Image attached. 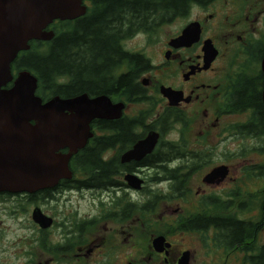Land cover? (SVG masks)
Returning <instances> with one entry per match:
<instances>
[{
	"label": "flooded vegetation",
	"instance_id": "obj_1",
	"mask_svg": "<svg viewBox=\"0 0 264 264\" xmlns=\"http://www.w3.org/2000/svg\"><path fill=\"white\" fill-rule=\"evenodd\" d=\"M130 1L126 0V9L130 8ZM180 2L175 10L155 11V15L148 17L142 11H135L137 15L132 18V11H123V23L113 19L106 25L108 36L95 42L93 36L82 30L85 21L101 12L91 11L100 0H83L85 14L61 21V35L77 31L72 46L77 61L96 65V92L81 94L91 98L106 95L112 103H123L124 108L117 119H95L91 123L93 135L86 147L92 144L99 150L102 161L112 164L107 180L99 181L97 173H93L90 177L93 183L83 184L89 173L74 166L79 151L69 161L71 177L61 179L53 188L35 193H0V201L17 197L9 216L25 232L16 245L27 248L21 251V256L27 258L26 264H34L35 245L48 258L37 264H179L187 250L191 252L192 264L193 250L178 249L162 222H159L161 231H148L159 201L147 206L149 199H134L132 195L140 196L163 182L171 186L174 180L161 178L165 169L189 176L182 185L188 193L173 200L175 206L167 205L160 221L167 216L169 224L177 229L178 220L200 226L205 220L226 218L227 211L212 207L216 199L231 209L243 204L249 208L237 214V221L258 222L259 200L257 197L243 200L247 194L242 193L249 187L251 193L264 192V177H251V182L241 185L235 183L241 174L256 175L259 163L242 161L234 171L226 160L246 155L240 151L242 137L233 128L247 124L256 111L264 109V0ZM189 26L192 28L187 37L179 39ZM196 30L198 35L194 40ZM207 45L211 46L209 52ZM212 53L215 54L211 58ZM121 77H127L123 85H119ZM162 86L178 92L175 104L171 105L161 93ZM102 88L106 90L102 92ZM237 116L244 117V121L226 123V119ZM150 132L159 133L153 151L139 160L123 162L122 156ZM173 132L177 133L176 138L172 137ZM189 132L195 136L191 138ZM250 140L260 142L258 137ZM230 145L238 150L227 149ZM220 146L219 153L216 149ZM169 150L172 152L168 153ZM220 159L225 160L215 162ZM219 165L229 167L225 180L207 185L201 178L203 187H197L194 198L190 194L194 188L189 185L190 177L204 170L206 175ZM127 175L140 179L141 188H132L125 178ZM82 192H91L93 196L86 213L77 201L73 204L69 199H61L66 194ZM231 192L238 196L233 197ZM40 202L44 206L54 204L52 212L44 211L37 204ZM185 206L192 208L187 215H184ZM35 208L52 219L48 228L43 229L33 221ZM232 210L231 214L235 213ZM18 212L27 215L23 225L17 221ZM200 228L203 231L188 232L199 234L211 248L216 234L209 228ZM145 235H149L147 241ZM156 236H163L164 245H169L157 251L152 245ZM218 250L224 252L222 248Z\"/></svg>",
	"mask_w": 264,
	"mask_h": 264
},
{
	"label": "water",
	"instance_id": "obj_2",
	"mask_svg": "<svg viewBox=\"0 0 264 264\" xmlns=\"http://www.w3.org/2000/svg\"><path fill=\"white\" fill-rule=\"evenodd\" d=\"M82 1L0 0V193H35L70 178L69 161L92 137V121L117 119L122 114L123 103H112L106 95L52 96L43 101L36 94L38 80L30 71L12 72L13 62L20 52L31 48V41L54 38V30L49 29L54 21L85 14L87 8ZM191 28H186L179 39L186 38ZM197 35L198 30L194 40ZM206 50L211 51V46ZM161 93L171 105L179 99L178 92L171 88L162 86ZM158 138L159 133L150 132L122 156V161L139 160L152 152ZM228 172V166H216L203 181L220 184ZM125 178L132 188H141L142 181L136 176ZM32 218L43 229L52 224L40 208L34 209ZM164 243L163 236H156L152 245L161 251L169 245ZM190 256L191 252L185 251L179 264H190Z\"/></svg>",
	"mask_w": 264,
	"mask_h": 264
},
{
	"label": "trees",
	"instance_id": "obj_3",
	"mask_svg": "<svg viewBox=\"0 0 264 264\" xmlns=\"http://www.w3.org/2000/svg\"><path fill=\"white\" fill-rule=\"evenodd\" d=\"M180 4V0H131L130 8L126 9V0H100V4L95 6L91 11L101 12L91 17L93 19L85 21L82 31L88 36H93V41L95 42L97 39L108 36L109 31L106 25L112 23L113 19H115V22L123 23V11H132V18H135L137 15L134 14L135 11H142L148 17L149 15H155V11H171L176 5L180 6ZM62 24L61 21H55L50 26L55 31L54 38L50 41H31V48L20 52L13 63L14 71L27 70L37 78L38 87L36 93L43 100H47L52 96L70 98L83 92L89 95L96 92L94 89V84L97 81L95 77L96 65L89 66L77 61L72 48V46H75V41L77 40V31L74 29L63 36L61 35ZM126 81L127 77H121L119 85L125 84ZM103 90L106 89L102 88L101 91L104 92ZM233 130H237L238 134L245 140L252 139L253 137L260 138V142L257 140L250 147L244 145L242 150L248 148L243 151L264 156V109L256 111L247 124L236 126ZM101 141L107 142L106 140ZM167 152H172V150ZM242 156L245 157L247 154H243ZM74 166L89 173V176L87 174L88 178L83 181L85 185L93 183V179L90 178L93 173H97L96 176L99 181L101 179L107 180V173L110 168H113L110 162L102 161L99 150L93 148L92 144L79 152L75 157ZM257 168L258 172L256 175H253L251 172L247 173V175L250 178L254 176L258 178L264 177V162L259 163ZM92 169L95 171L98 169L100 172H91ZM188 177L175 169H165L161 173V178L174 180L171 186H169V193L159 195L155 192L149 198L147 206L152 205L160 198L167 200L175 198L176 195L187 194L188 192L184 190L182 185L185 184ZM238 191L241 192L240 189ZM230 194L233 197L238 196L237 193L231 192ZM243 194H247V197H243V200L245 198L253 200L257 197L260 202L258 207L260 215L257 223L248 220L237 221V214L249 210L244 204L239 207H233L232 209L235 210V213L231 214L228 213L231 209L228 204L218 203L215 199L212 207L227 211L224 214L226 218L205 220V223H201L200 226L193 225L185 219L178 220L177 229L188 232L193 229L203 231L200 227H204V229L209 228L216 234L213 239V246L216 249L222 248L225 254L232 253L235 250L243 253L242 264H264V243L256 246L257 234L264 227V192L262 191L258 196L249 191L243 192ZM206 201L209 202L207 199ZM147 206L145 209L149 211Z\"/></svg>",
	"mask_w": 264,
	"mask_h": 264
},
{
	"label": "rangeland",
	"instance_id": "obj_4",
	"mask_svg": "<svg viewBox=\"0 0 264 264\" xmlns=\"http://www.w3.org/2000/svg\"><path fill=\"white\" fill-rule=\"evenodd\" d=\"M237 120H241L244 121V117L241 116H237V117H233L231 119H226V123L229 124L230 122H234ZM198 130V128H196V131ZM173 138H176L177 133L173 132L172 134ZM188 136H191V138H193L195 136V133L189 132ZM255 142H253L250 139H242L240 141V145L243 146H252L254 145ZM246 150V149H243ZM227 149L231 150V151H237L238 148L236 149L233 145H230V148L228 147ZM236 149V150H235ZM217 152L222 150V146L218 147ZM227 150V151H229ZM245 152V154H247V156L239 158V159H229L226 161H229V163L233 166L234 171H236V165L238 163H242L243 162H249L248 160H251L252 163H262L264 162V156L259 155V154H255V153H251V152ZM220 153V152H219ZM223 160L225 159H220V160H216V163H220V162H224ZM205 170L204 171H200L196 174H194L193 176L190 177L189 180H192L191 183H189V185H192L193 190L190 194H192V196L194 195L197 187H203V182L201 180V178H203V176L205 175ZM236 173V172H235ZM229 174V172H228ZM227 174V176H228ZM226 176V177H227ZM225 177V178H226ZM225 180V179H224ZM223 180V181H224ZM246 182H251V178L247 175H242L239 178V181H237L235 183L236 185H241L245 184ZM264 186V185H263ZM259 189H261V183H259ZM246 192L250 191V187L246 188ZM148 191H159L157 192L159 195H165L169 193V187H168V183L163 182L162 184H159L157 186L154 187L153 190H147L145 191L143 194H141L140 196L136 195V194H132L134 199H141V200H147L149 198H151V196L154 194V192H148ZM254 194H256V196H258L260 193H262L261 190H259L258 192H252ZM245 195V194H244ZM179 195H176L175 198L172 199H164V198H160L158 207L156 209V215H154V217H152V228L149 229L148 231L150 233H154V232H159L163 229V227L159 224V222H162V224L164 225V231H168L169 232V236H171L172 240L174 241L175 246L178 249H192L194 252V260L192 264H241V261L243 259V254H241L239 251L235 250L232 251V253L228 256H226L224 254V252L222 250H218L216 249L214 251L213 246H211V248H209L208 245L204 244L202 241V238L199 234H193V233H189V232H184V231H180L178 229H176V226L171 225L169 223L170 222V218L167 216H164V219L162 221H160V215H164L165 211H166V206L167 205H176V202L173 201L175 200ZM190 196V195H189ZM18 198L21 199L20 196H18ZM195 198V195H194ZM17 197H15L14 200H16ZM61 199H69L71 201V203H75L76 201L78 202L79 205H81L82 207V211L83 213H86L89 210V205L91 204V202L93 201V196L91 192H82V193H72V194H66L64 197H61ZM12 199H8V200H2L0 201V264H26L27 258L21 256V251L25 252L24 250L27 249L26 247L19 246L16 245V241H19L21 239L22 235H25L24 231H20V226H18L16 224V220H13L12 217H10V213L12 210V204L13 201ZM39 206L42 207V209L46 212H52L51 208L53 206H55L54 204H49V205H42L41 202L37 203ZM41 204V205H40ZM184 208V215H187L188 213H190V211L192 210L191 207L185 206ZM233 210L229 211L228 213H231ZM259 215V213H258ZM27 218V215L18 212V218L17 221L21 222V224H25V219ZM259 218V217H258ZM258 218H256V220H258ZM31 220V218H29ZM148 223H150V221H147ZM20 238V239H19ZM37 238V235H35V239ZM149 239V235H145V240L147 241ZM24 240V239H22ZM256 246L258 244L264 243V227L261 229V231L258 232L257 234V238H256ZM39 247H37L35 245V255H34V264H37L38 262H43L44 260L48 259L46 255H44L39 249ZM19 255V256H17ZM53 264V263H51Z\"/></svg>",
	"mask_w": 264,
	"mask_h": 264
}]
</instances>
